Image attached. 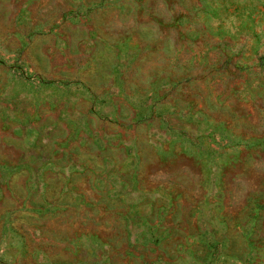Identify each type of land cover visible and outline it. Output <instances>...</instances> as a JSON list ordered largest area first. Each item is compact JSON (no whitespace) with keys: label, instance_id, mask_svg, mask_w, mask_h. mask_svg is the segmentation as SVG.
<instances>
[{"label":"rangeland","instance_id":"obj_1","mask_svg":"<svg viewBox=\"0 0 264 264\" xmlns=\"http://www.w3.org/2000/svg\"><path fill=\"white\" fill-rule=\"evenodd\" d=\"M0 264H264V0H0Z\"/></svg>","mask_w":264,"mask_h":264}]
</instances>
